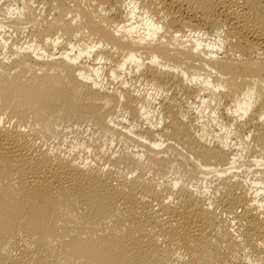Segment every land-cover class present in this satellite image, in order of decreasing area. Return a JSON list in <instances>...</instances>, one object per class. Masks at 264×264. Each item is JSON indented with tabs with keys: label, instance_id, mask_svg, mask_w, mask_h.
<instances>
[{
	"label": "bare ground",
	"instance_id": "bare-ground-1",
	"mask_svg": "<svg viewBox=\"0 0 264 264\" xmlns=\"http://www.w3.org/2000/svg\"><path fill=\"white\" fill-rule=\"evenodd\" d=\"M14 1L0 264H264V0Z\"/></svg>",
	"mask_w": 264,
	"mask_h": 264
},
{
	"label": "rangeland",
	"instance_id": "rangeland-1",
	"mask_svg": "<svg viewBox=\"0 0 264 264\" xmlns=\"http://www.w3.org/2000/svg\"><path fill=\"white\" fill-rule=\"evenodd\" d=\"M1 1H2V2H1ZM3 1H5V2H3ZM9 1H10L11 3L7 2V0H0V4H2V3H3V4H5V3L8 4V3H9V4H11L12 6H14V8H15V6H17V3H16L15 1H14V2H13V0H9ZM12 3H13V4H12ZM9 4H8V5H9ZM84 133L87 134V135H89L90 132L87 131V130H85ZM87 135H86V137H87ZM84 136H85V135H84ZM252 169H253V170H254V169L256 170L257 168H256L255 166H253ZM255 170H254V171H255ZM211 177H212V178H211ZM251 177H252V176L250 175L249 178H251ZM214 178H215V177H214ZM209 179H213V176H209ZM215 179H216V178H215ZM215 179H214V181H215ZM260 195H264V193H263V194L261 193ZM255 263L258 264V262H254L253 264H255ZM259 264H260V263H259Z\"/></svg>",
	"mask_w": 264,
	"mask_h": 264
}]
</instances>
